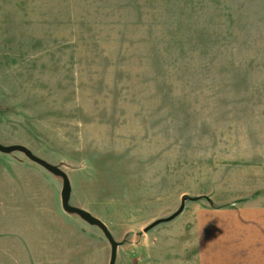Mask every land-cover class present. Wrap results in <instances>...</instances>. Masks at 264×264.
Returning a JSON list of instances; mask_svg holds the SVG:
<instances>
[{
  "label": "rangeland",
  "instance_id": "rangeland-1",
  "mask_svg": "<svg viewBox=\"0 0 264 264\" xmlns=\"http://www.w3.org/2000/svg\"><path fill=\"white\" fill-rule=\"evenodd\" d=\"M255 120L264 0H0V144L67 174L70 205L120 243L116 264L213 186ZM62 189L0 153V264H110L106 236L64 211Z\"/></svg>",
  "mask_w": 264,
  "mask_h": 264
},
{
  "label": "crops",
  "instance_id": "crops-1",
  "mask_svg": "<svg viewBox=\"0 0 264 264\" xmlns=\"http://www.w3.org/2000/svg\"><path fill=\"white\" fill-rule=\"evenodd\" d=\"M252 123L245 147L231 146L214 170L213 186L188 196L198 200L152 238L144 232L130 264H264V120Z\"/></svg>",
  "mask_w": 264,
  "mask_h": 264
},
{
  "label": "water",
  "instance_id": "water-1",
  "mask_svg": "<svg viewBox=\"0 0 264 264\" xmlns=\"http://www.w3.org/2000/svg\"><path fill=\"white\" fill-rule=\"evenodd\" d=\"M15 152H19V153L24 154L30 161H32V162L38 164L39 166L43 167L45 170H47L52 175L62 179V181H63V189H62V192H61V200H62V206H63L64 211L67 214H70V215H77L82 220H84L87 224H89L91 226H96V227H98L99 229L102 230V232L106 236V238L109 241V243L111 245V248H112L110 264H116L117 252H118V248L120 246V243L115 241V239H114L113 235L111 234V232L109 231L108 227L102 221H100L99 219L93 217L90 213L70 205L72 187H71V182H70L69 177L67 176V174L64 171H62L59 167L51 165L47 161L37 157L27 147H24V146H21V145L3 146V145L0 144V153L12 154V153H15ZM186 199L187 198L184 199L180 209L175 214H173L169 218L160 219V220L155 221L154 223L149 225L144 230V232L147 233L150 230H152L153 228L157 227L158 225H160L162 223L171 222V221L175 220L177 217H179L183 213V211L185 210Z\"/></svg>",
  "mask_w": 264,
  "mask_h": 264
},
{
  "label": "trees",
  "instance_id": "trees-1",
  "mask_svg": "<svg viewBox=\"0 0 264 264\" xmlns=\"http://www.w3.org/2000/svg\"><path fill=\"white\" fill-rule=\"evenodd\" d=\"M188 199L193 200V201H197L198 200V198H193V199L188 198Z\"/></svg>",
  "mask_w": 264,
  "mask_h": 264
}]
</instances>
